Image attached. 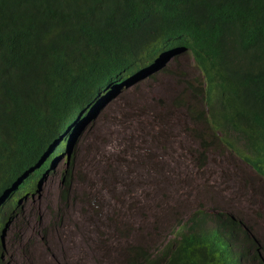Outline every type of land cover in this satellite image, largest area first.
Segmentation results:
<instances>
[{"label": "trees", "instance_id": "trees-1", "mask_svg": "<svg viewBox=\"0 0 264 264\" xmlns=\"http://www.w3.org/2000/svg\"><path fill=\"white\" fill-rule=\"evenodd\" d=\"M158 73L182 84L180 107L191 101L199 172L219 153L235 166L223 176L264 200V0H0V264H12L3 229L19 198L110 95ZM64 183L67 201L69 170ZM174 207L171 235L129 244L128 264H264L251 222Z\"/></svg>", "mask_w": 264, "mask_h": 264}, {"label": "rangeland", "instance_id": "rangeland-1", "mask_svg": "<svg viewBox=\"0 0 264 264\" xmlns=\"http://www.w3.org/2000/svg\"><path fill=\"white\" fill-rule=\"evenodd\" d=\"M185 62L192 64L189 78L196 77L187 57L180 59L181 70ZM138 81L110 95L70 150L19 198L3 229L10 263L128 264L129 244L160 247L171 235L175 205L184 215L200 205L225 210L251 222L264 238V200L244 182L223 176L222 168L233 169V163L211 152L206 174L199 172L190 154L199 146L191 101L178 105L182 84L167 73ZM67 170L72 186L64 201Z\"/></svg>", "mask_w": 264, "mask_h": 264}, {"label": "bare ground", "instance_id": "bare-ground-1", "mask_svg": "<svg viewBox=\"0 0 264 264\" xmlns=\"http://www.w3.org/2000/svg\"><path fill=\"white\" fill-rule=\"evenodd\" d=\"M115 157H116V156H115ZM65 239H66V238H65ZM65 239H64V240H65Z\"/></svg>", "mask_w": 264, "mask_h": 264}]
</instances>
